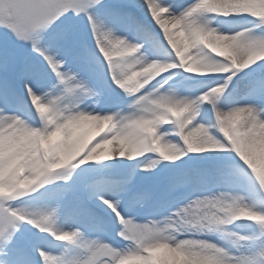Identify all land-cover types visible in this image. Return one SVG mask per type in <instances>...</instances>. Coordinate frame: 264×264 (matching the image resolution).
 Returning <instances> with one entry per match:
<instances>
[{
	"label": "snow or ice",
	"instance_id": "snow-or-ice-1",
	"mask_svg": "<svg viewBox=\"0 0 264 264\" xmlns=\"http://www.w3.org/2000/svg\"><path fill=\"white\" fill-rule=\"evenodd\" d=\"M143 5L147 14L149 12L153 14L152 20L159 17L160 9H168L167 18L159 20L162 34L161 31L156 34L149 30L137 22L130 13L107 8L103 0H0V29L6 34H11L18 43L28 45L30 48L29 55L22 60L0 57V119L14 120L16 109L10 105H22L30 121L38 118L46 122L39 133L35 131L37 126L33 123L20 136L0 131V182L11 185L12 181L27 170H36L40 166L41 156L45 161L49 158L59 159L64 167L57 165L56 172L61 169L75 170L89 162L109 161L117 157L131 160L149 152L158 153L163 161L174 162L189 153L205 152L204 148L197 145V137L201 132L197 125L201 123L196 118L201 112L210 109L212 119L234 122L227 111L217 112L216 109L227 108L222 106V102L231 95L233 89L230 86L239 79L241 70L214 72L219 75L209 77L213 83L204 85L197 95L203 99L195 101L191 96L177 95L171 87L164 88V84L172 77L171 71L167 76L164 73L144 83V77L137 78L136 75L144 65L130 64L127 72L120 70L121 66L117 63L120 59H114V55L130 58L133 56L131 54H138L136 51L138 43L123 40L111 28H106L101 19V12L105 16L125 21L135 28L146 42L152 43L159 53L165 56L174 55L176 59L172 62L179 63L178 56L189 52V45L185 40L179 54L174 51V48L181 46V37L184 33L165 36L164 29L169 27V17L174 21L170 27L175 28L181 23V18H185L186 13L191 12V15L195 16L204 9L200 0H195L178 13L160 0L159 2L143 0ZM212 11L215 12L214 9ZM69 13L76 17L81 15L86 17L87 28L95 40L98 51L90 49L87 44L81 45L75 39L73 30L68 26L71 19ZM259 28H264V25L256 23L254 28H249L248 31L256 34L258 33L256 29ZM109 41L110 48L107 46ZM251 43L257 46L264 44V41L253 40ZM61 46L75 50L77 59L99 65L101 75L110 90H114L111 86L115 85L125 95L134 97L128 105L130 111L126 114L119 111L95 113L82 108L81 92L85 85L70 69L66 70L67 61L60 58L57 50ZM34 60L39 61L43 67L42 73L37 71ZM216 61L221 68H225L229 63L224 59L222 52L216 57ZM256 66L264 69V61H260ZM39 80H54L55 83H48L50 91L42 90L37 86ZM221 85L224 88L223 92L219 94L209 92L210 89ZM43 92L48 93L46 100L42 97L47 113H42L38 117L32 106L31 97L39 96ZM205 93L209 95L205 97ZM259 94L264 96V81L260 82ZM239 115L238 111L232 112V117L238 119ZM165 125H171L172 131H165ZM169 135L178 136L179 142L168 141L166 137ZM95 137L99 138L89 146ZM174 147L181 153L179 158L170 151ZM206 148L208 151L222 149L235 154V157L236 153L240 152L249 159H254L258 153L264 152V145H258L255 141L241 144L221 139L220 144L213 142ZM159 162L151 161L145 165L144 170L154 168ZM243 171L245 175H250L246 170ZM49 183H44L41 187ZM126 183L127 181L122 182ZM123 191H126V188H95L92 195L114 214L122 226V231L117 233L120 237H124L130 226L151 231L149 225L134 223L133 219L123 214L120 199L114 198ZM31 192H33L31 189L24 188L21 181L11 192L0 195V251L7 249L4 264H106L107 258L114 255L113 247L98 238L86 239L80 230L58 228L56 208L28 210L16 208L10 203ZM226 196H231L234 201L239 200L238 196L226 192L205 195L204 198L197 197L179 208L174 215L186 211L188 206L219 205ZM254 207L264 214V210L256 205ZM238 220L241 219L233 218L227 223L214 221L209 224V231L219 232L223 238L225 235L232 237L234 251L210 241L183 239L176 242L163 240L147 250L140 249L135 254L143 257L145 264H224L225 258L228 264H258L257 248L264 254V241L258 240L259 236L264 235V224L247 220L255 222L256 231L251 235H239L222 227ZM25 224L33 225L40 232L51 231L55 240L81 248L83 254H87V259H83V255L78 258L55 256L42 244L37 245L33 258L25 251L19 237L21 226ZM242 241L258 243V247L255 250L251 247L245 250ZM192 246L212 251L193 252ZM128 251L131 252V249Z\"/></svg>",
	"mask_w": 264,
	"mask_h": 264
},
{
	"label": "clouds",
	"instance_id": "clouds-1",
	"mask_svg": "<svg viewBox=\"0 0 264 264\" xmlns=\"http://www.w3.org/2000/svg\"><path fill=\"white\" fill-rule=\"evenodd\" d=\"M204 6L203 11L195 16L190 13L185 14V18H181V23L175 28H171L174 22L169 17V27L164 29L165 36H172L175 33L183 32L181 37V46L174 48L178 54L183 48V41H187L189 52L178 56L179 63L170 62L168 58L162 57L157 59H149V57L141 51L143 44L136 45V51L139 56L124 57L117 61L120 64L122 72L128 71V65H144L136 74L137 78L144 77V83L154 80L164 73H168L174 69H182L184 73H190L202 76L208 73L237 71L249 68L250 66L264 61V44L254 46L251 42L264 41V33L253 34L248 31L249 28L237 30L234 32H226L222 25L224 21L219 20V17H229L233 14H247L251 17L258 18V23L264 25V0H200ZM171 6V5H170ZM215 10L213 13L212 10ZM159 17L154 20L159 25V20L165 19L167 8L160 9ZM152 13L150 16L152 17ZM121 39L127 40V37L121 36ZM171 44V41H169ZM107 46L111 47L109 41ZM224 53V59L229 63L225 68L218 66L216 57L220 53ZM148 62V63H146ZM85 87L81 92L82 100L98 97L99 93L83 82ZM177 95V91L172 89ZM224 91L223 85L209 90L212 94H219ZM205 93L204 96H208ZM48 98V93L43 92L39 96L31 97L33 108L36 110L39 117L42 113H47V107L42 100ZM203 99V97H193V101ZM98 103V100L96 101ZM251 109V112H249ZM217 112H225L234 120H225L220 122L219 119H212L208 123L198 124L201 129L197 137V145L208 151L206 146L213 142L220 144V140H226L236 143L257 142L258 145H264V104L261 103H243L233 104L230 106L219 107ZM238 111L239 118L232 117V112ZM45 121L39 119V126L35 131L45 126ZM32 126L30 117L24 113L15 114L14 120L0 119V131L9 135L20 136L26 128ZM222 150V149H221ZM177 158L180 152L174 147L170 150ZM223 151V150H222ZM238 160H235L233 167L237 172L245 175L246 170L250 175H246L248 179L258 183L261 191H264V152L258 153L254 159H249L247 156L236 153ZM40 166L36 170L29 169L24 174L20 175L16 180L12 181L11 185L0 182V195H5L12 191L21 181L25 189H31L35 192L44 183L51 182L56 179V166L61 168L64 165L60 164L58 158H49L44 160L40 157ZM246 166V168L244 167ZM239 197L238 201H234L231 196L223 198L219 205L201 204L199 206H188L186 211L174 216H168L159 220L151 219L146 223L150 226L151 231H144L129 227L123 239L130 242L126 248H114V255L107 258L106 264H145L144 258L136 255L140 249L147 250L163 240L172 242L178 241L177 236L182 232L195 230L197 232L209 230L211 222L223 221L229 222L231 219L254 220L257 223L264 224V214L256 210L255 202L246 199L245 196L235 195ZM136 223V222H134ZM138 224V223H137ZM141 224V225H143ZM79 231V229H75ZM122 231V229L120 230ZM60 237H57L59 239ZM226 248L233 247L232 237L225 235L224 237ZM258 240L264 241V235L258 237ZM131 249V252L128 250ZM193 252H210L212 249H204L199 246H192ZM256 255L258 264H264V254H261V249L257 248ZM83 259H87V254H83ZM224 264H228L227 259H224Z\"/></svg>",
	"mask_w": 264,
	"mask_h": 264
},
{
	"label": "bare ground",
	"instance_id": "bare-ground-1",
	"mask_svg": "<svg viewBox=\"0 0 264 264\" xmlns=\"http://www.w3.org/2000/svg\"><path fill=\"white\" fill-rule=\"evenodd\" d=\"M105 1H103L104 3ZM117 6H120L119 9H124V7H134V10L136 11V14H138V18H142L148 26H150L157 34H161L163 30L159 29V25H155V21L152 20L150 16V12L147 14L146 9L143 5V0H116ZM159 2V0H158ZM160 2L171 5L172 9L175 12H180L184 8L188 7L192 3L195 2V0H160ZM99 10V7H98ZM140 14V15H139ZM167 18V14H165V17ZM225 17H219V20H222ZM230 20L233 22L241 21V20H254L255 23L248 27V28H254L256 23H258V18L251 17L247 14H233L229 17ZM101 19L104 22V25L106 28H111L116 35L119 36H125L127 37V40L143 44L144 47L141 49L142 52L145 48H155V46L152 43L146 42L144 39H137L132 33V30H134L133 27H125L124 23L112 21L111 19H104L103 12H101ZM136 21H138L137 18H135ZM141 22V21H140ZM115 24V25H112ZM143 24V23H142ZM119 25V26H118ZM73 31H77V28L70 26ZM81 27L84 32V36H86V42L88 45H91L94 50L98 49L95 45V40L91 36L90 31L87 28V20L86 17L81 15ZM224 31L228 30L229 33L236 31L235 26H227L223 27ZM264 30V28L256 29L258 33H261ZM83 32L79 31L80 35H83ZM141 38V37H140ZM15 50L18 49V46L14 48ZM24 51L26 54L29 55L30 48L28 45H24ZM59 56L61 55V52H64L68 55V57H71L73 60L70 61L69 66H67L66 70H71L74 74L77 75V78L85 82L89 87L94 89L99 93L98 97H94L92 99L86 100L84 103L81 104V107L94 112L95 108L99 107L101 112H108L110 106L111 112H121L126 114L128 111H130L128 105L132 102L133 98L132 96L125 95L123 91L116 88L115 85H112L111 88L114 90H110L108 84L105 82L104 77L101 75V70L99 65H96L94 63H89L85 60L77 59L76 51L73 49H70L69 47L61 46ZM133 56L137 55L139 56V53H133L131 54ZM61 58V57H60ZM114 59H122V57L115 56ZM15 59L22 60V54L20 51L17 50ZM176 59V58H175ZM260 63V62H259ZM37 68L38 72H43V68ZM89 70V71H88ZM178 71V74L172 75L171 79L177 78L179 76H183V78H187L189 81H197L202 78H209V77H216L219 74L217 73H208L202 76L190 74V73H184L182 69H174ZM87 72V73H86ZM165 76L168 74L165 73ZM158 78V77H157ZM169 79V80H171ZM264 81V69L258 68L256 64L250 66L248 69L241 70L239 73V79L235 81L234 84H232L230 87L233 89L230 96L226 97L224 101L222 102V106H230L233 104H243V103H261L264 104V96H261L259 94V86L260 82ZM51 83H55L54 80H51ZM200 83V82H199ZM184 82H182L179 86L173 87L180 96H191L195 97L200 94L201 89L195 93V95H190L186 91H188L189 86L183 87ZM48 82L42 86V80H39L37 82V86L43 90H49L50 88L47 87ZM165 85V84H164ZM165 89H168L169 87H165ZM98 100V103L96 102ZM119 103V105L117 104ZM114 104H117V106H114ZM207 108V106H205ZM21 113V112H20ZM26 115L27 112H24ZM205 116L207 118V123L212 120L211 118V110L207 109L206 111L201 112L198 117L196 118L198 121L200 120V116ZM38 119V118H37ZM39 120V119H38ZM200 122V121H199ZM166 126V125H165ZM107 130V129H105ZM165 130V129H164ZM165 131H170L166 129ZM100 135H103V133H100ZM175 135H169L166 137V139L170 142H173L172 139H174ZM177 137V143L179 142L180 138ZM99 137H95L93 141H91V144H94L96 139ZM175 143V142H174ZM109 147H115V146H109ZM150 154H154L159 157L158 153L149 152L145 153L143 156L133 158L129 160L128 158H120L117 157L116 159L109 160V161H103V162H89L85 165H81L79 168L72 170V169H61L58 170L57 174H60L58 179H54L50 182V187H55L59 192L60 196L56 199H49L50 196H47V190L45 187L38 188L35 192H31L23 197H20L14 201H11L10 203L16 207V208H25L28 210H36V209H44V208H56V226L60 229L64 230H72L75 229L72 226V223H74L75 220L83 218L84 215L80 211V207L83 206V203L88 202L90 209H88L89 212L95 210V211H102L107 214H109L112 217H114L112 220L114 223V229L111 230V228L106 229L107 233L105 234H115L116 237L120 240H123L125 242H129L124 240L122 237H120L117 233L121 230V225L118 223L117 219L115 218L114 214L111 213L110 209H108L105 205H103L100 200L92 195V191L95 188H104L101 180H103L105 177L109 175H117V177L120 180L127 181V183H130L131 188L128 190V194L124 196L125 198H120L118 196L114 197L116 199H120L121 201V211L126 217H129L133 219L134 222L138 224H143L145 221L140 220L142 219L144 214H148L151 211L152 205L148 209V205L146 204L144 210L137 212V210L134 209V205L132 203H129V198L132 194L140 193L143 190H150L149 194L150 196H154L155 200L153 203H156V205L161 208L160 213L156 216V220H159L164 217L168 216H174V213L181 207L186 206L190 201H193L196 199V197L193 198H184L188 195H191L193 191H195L196 187L194 185H189V183L194 182V178H190V175L196 173V171L199 168L207 167L210 168V166L213 163H233L231 158H229V152L222 151V150H210L203 153H189L188 155L182 157L181 160H177L174 162L170 161H163L159 157V163L156 164V166L148 171L144 170L145 165L150 163L152 160L149 158ZM158 161V160H156ZM193 162V163H192ZM189 166H194L196 169L191 170V168H188ZM182 168V172L179 171ZM119 171L125 172L124 176H119ZM179 171V172H178ZM218 172V171H217ZM179 173H183L182 177L187 185L185 189H175L174 188V179H178ZM223 175L221 172L216 173L215 175L212 174L210 177V182L212 185H214L217 189V193L219 194L223 191V187H225V184H221L218 178V176ZM181 176V175H180ZM232 179L234 181H229L230 183H235L236 185H243V182L240 180V178H236V176L231 175ZM246 182H249L251 185L255 184L254 181L248 179V177L245 175ZM221 178V177H220ZM197 180L201 178L199 176L196 177ZM57 180V181H56ZM61 180V181H60ZM69 182L70 185L74 187V191L72 192V195L69 193L68 189H65L64 182ZM188 183V184H187ZM122 185L121 183L117 184ZM119 187H110V189H118ZM105 189V188H104ZM138 193V194H139ZM47 196V197H46ZM54 196V195H53ZM29 198V201H26V198ZM199 198H204L203 196H199ZM25 200V201H24ZM39 200V201H38ZM22 201V202H20ZM34 201H37L38 204L34 203ZM41 203V204H39ZM36 204V205H35ZM75 205L76 207H73ZM88 206V207H89ZM74 211V212H73ZM86 218L95 219L96 215L89 213ZM239 221V220H238ZM237 221L233 222L230 225H234ZM25 226L32 227L33 230L31 233L30 231L26 230L24 227L21 226V232L19 233L20 241L23 245V241H27V245L31 249V252L35 255V249L37 245H41V242L39 241L40 237H47L52 238V240L55 242L56 247L54 251L48 250V246L43 245L48 251H50L55 256H67L69 258H78L83 255V250L75 245H69L67 242H61L55 240L54 236L52 235L51 231L48 232H40L37 228H35L31 224H25ZM82 231V229H80ZM84 236L86 239H94L98 238L114 248L115 247L113 243H110L108 241V237H105V235L98 234L96 232H85ZM113 232V233H111ZM222 234L215 231H209L204 230L197 232L195 230L188 231V232H182L177 236L178 240L183 239H195V240H204V241H214L219 239V237ZM30 240V241H29ZM242 244H246L247 241H242ZM124 248V247H122ZM121 248V249H122ZM245 245V249H246ZM6 253L7 249L4 251H0V264H4V260L6 259Z\"/></svg>",
	"mask_w": 264,
	"mask_h": 264
},
{
	"label": "rangeland",
	"instance_id": "rangeland-1",
	"mask_svg": "<svg viewBox=\"0 0 264 264\" xmlns=\"http://www.w3.org/2000/svg\"><path fill=\"white\" fill-rule=\"evenodd\" d=\"M103 1H105L104 5L107 6V8L118 10L119 12H122V13H130L133 18L138 19L137 22L141 21L140 23H143V25H145L149 30L154 31L144 21L145 19L143 20L142 18H138V16H137L138 14H136L134 7H130V8L124 7V9H122V8L119 9L120 6H117V4H115L116 2H114L116 0H103ZM68 15L71 17V19L68 21V26H73V27L77 28V31L76 30L73 31L74 35H75V39L81 45L87 44L86 36H84V32H83L82 27H81V16L76 17V16H73L72 13H69ZM104 19H106V20L111 19L112 21H117V22H121V23L123 22L125 27H129L125 21L120 20V19H115L113 17H109V16H105V15H104ZM221 21L225 22L222 25V27L234 25L235 26L234 29H236V31L242 30L244 28H248L255 23L254 20H249V19L238 21V23L233 22L229 18H223ZM112 25H115V24H112ZM79 31L83 32V35H80ZM226 32H229V31L226 30ZM132 33L135 36V38L143 39L142 36L135 30V28H134V30H132ZM154 33H156V32L154 31ZM261 33H264V30ZM16 46H18L17 50L21 52L23 58L25 56H28V54H26L24 51V45L23 44L18 43L11 36V34H6L3 29H0V57L15 58L17 50H15L14 48H16ZM87 46L90 49L94 50V48H92L91 45L87 44ZM57 50L60 51V47ZM143 51L149 57V59H157V58L166 57L169 59L170 62L175 60L174 55L165 56V55L159 53L158 51H156L155 49H152L151 46H150V48L147 47V48L143 49ZM61 55L62 56H60V57L66 59L67 64H69L70 61L73 60L71 57H68V55L65 54L64 52H61ZM33 62L36 65V67L43 68L41 66V64L39 63V61L34 60ZM67 66H69V65H67ZM43 71H44V69H43ZM171 72H172V75L178 74L177 70H172ZM47 82L51 83V80L50 81L42 80V86H44V84ZM182 82H184V84H182L183 87L189 86L190 89H188V91H186V92L189 93L190 95H195V93H197L198 90L202 89V87L204 85L213 83V81L210 80L209 78H202V79L197 80V81H189L188 82L187 78H183V76H179L177 78H173V79L169 80L167 83H165L164 86L173 88L175 86L176 87L179 86ZM117 104L119 105V103H117ZM117 104H114V106H117ZM10 107H14L16 109V114H18L20 112L21 113L26 112L22 105H10ZM111 107L112 106H110L109 110H107V111H110ZM99 111H100L99 107L95 108V110H94L95 113H97ZM199 121H200V123H207V118L205 116L201 115ZM30 122L33 123L34 126H39V120L37 118H33V120H31ZM164 129L165 130L168 129V130L172 131V126L166 125V126H164ZM172 140L175 143H177V141H178L176 136ZM234 157H235V154L229 153V158H231L232 161L235 162V160L239 159L238 157H235V160H234L233 159ZM149 158H151L154 161H156V160L159 161V157L154 155V154H150ZM234 162L233 163H223V162L213 163L210 166V168H207V167L199 168L196 171V173L190 175V178H192V177L194 178V182L189 183V185H194L196 187V189H195V191L192 192L191 195H188L187 197H184V198H186V199L193 198V197L197 198L199 196L204 197L205 195L216 194L217 189L214 185L211 184L209 176H211L212 174L215 175L216 173L221 172L223 175L218 176V178H219L218 181H220V183L222 185L225 184V182H227V184H225V187H223L222 192L230 193L233 195L245 196L246 199L255 202L257 207L264 210V191H261L259 189L258 183L255 182V184L251 185L249 182H246L245 181V179H246L245 175L240 173V172H237L234 169V167H233ZM244 167L246 168V166H244ZM188 168H191V170L196 169V167H194V166H189ZM179 171L182 172V168ZM124 173L125 172H123V171H119L118 174H120L119 176L125 177ZM182 174L183 173H179L178 179H174L175 180V183H174L175 189L181 190V189H185L187 187V185L185 184V182L183 180ZM59 175L60 174H57V177H59ZM231 175L236 176V178H240V180L243 182V185L240 186L239 184L236 185L235 183H230L229 181H231V182L234 181L232 179ZM197 176H199L201 178V181H200V179L199 180L196 179ZM57 177H56V179H58ZM62 182H64V181H62ZM101 182L104 185L103 187L105 189H110V187H119L118 189H120L121 187L126 188V191H123L122 194L118 196L120 198H125L124 196H126V194H128V192H129L128 190L131 188L130 183L122 184V182H125V181L120 180L117 177V175H109V176L105 177L103 180H101ZM64 183H65L64 184L65 189H68L69 193L72 195V192L75 190L74 187L72 185H70L69 182H64ZM119 183H121L122 185L116 186ZM50 185L51 184L49 183L48 185L44 186L47 190V193H48L47 196L51 197L49 199H56L57 200V198H59V196H60V192L55 187L51 188ZM138 193L132 194L129 198V203H132L134 205V209L137 210V212L144 210L146 204L148 205L147 206L148 209L152 205V207H150L151 211L148 214H144L145 216H143L142 219H140V220H143V221H145L144 223H146L148 220L156 219V216L160 213L161 208H160V205L158 207L157 206L158 204L156 205V203H153L155 200V197L149 195V194H151L150 190H143V192L141 191L139 194ZM157 200L158 199H156L155 201H157ZM26 201H29L28 197L26 198ZM20 202H22V201H20ZM34 203L38 204L37 201H34ZM39 204H41V203H39ZM88 206H89V203L85 202V203H83V206L80 207V211L82 212L84 217L83 218L81 217L80 219L75 220L74 223H72V226L75 229L78 228L79 230L82 229V231H85V232H96L98 234L105 235V237H108L107 238L108 241L110 243H113L115 245V247L119 246V248H122V247L126 248L130 245V242H125L123 240L118 239L113 232H111V233H113L111 235L105 234V232L107 233L106 229H108V228L109 229L111 228V230L114 229V223H113L114 220H112L114 217L111 218V216L109 214L102 212L100 210L99 211L93 210V211L89 212L88 209H90V206L89 207ZM73 207H76V206L73 205ZM88 212L96 215V218L95 219L86 218L88 215ZM22 227H24L26 230L33 233L32 227L25 226V225H22ZM222 227H225L229 231L235 232L239 235H251V234H253V232L256 231L255 222L247 221L244 219L237 221L236 223H234V225H225ZM39 237H40L39 241L41 242L42 245H46L49 247L48 250L50 249L51 251H54L56 244H54L55 242L52 240V238L41 237V236H39ZM22 241H23V246L25 248V251L30 256H32L34 258L35 255L31 252V249L27 245V241H25V240H22ZM212 242L217 244V245L226 247L225 240H224L222 235L219 237V239L214 240ZM245 245L247 248L248 247L253 248V250H255L258 247V243L252 244L251 242H247ZM228 248H230L232 251H234V249L232 247L229 246Z\"/></svg>",
	"mask_w": 264,
	"mask_h": 264
}]
</instances>
